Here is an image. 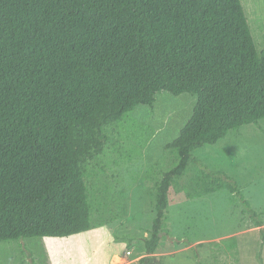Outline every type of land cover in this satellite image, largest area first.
Masks as SVG:
<instances>
[{
    "label": "trees",
    "instance_id": "trees-1",
    "mask_svg": "<svg viewBox=\"0 0 264 264\" xmlns=\"http://www.w3.org/2000/svg\"><path fill=\"white\" fill-rule=\"evenodd\" d=\"M163 92L197 102L158 186L149 255L175 178L202 164L194 152L264 120V49L242 0H0V242L90 231L85 165L108 147L104 128Z\"/></svg>",
    "mask_w": 264,
    "mask_h": 264
},
{
    "label": "rangeland",
    "instance_id": "rangeland-1",
    "mask_svg": "<svg viewBox=\"0 0 264 264\" xmlns=\"http://www.w3.org/2000/svg\"><path fill=\"white\" fill-rule=\"evenodd\" d=\"M242 4L261 52L264 0ZM196 102L194 95L163 92L154 109L141 106L132 121L105 127L108 147L85 165L92 229L68 238L0 242V264H141L149 256L165 264H264V224L256 226L264 220V120L194 152L202 164L190 162L187 175L175 178L171 189L173 253L166 259L147 254L159 177L178 162L179 133ZM138 180L142 186L135 185ZM141 188L148 189L146 198L136 195L139 206L131 207L130 195ZM199 239L204 241L184 250Z\"/></svg>",
    "mask_w": 264,
    "mask_h": 264
},
{
    "label": "crops",
    "instance_id": "crops-1",
    "mask_svg": "<svg viewBox=\"0 0 264 264\" xmlns=\"http://www.w3.org/2000/svg\"><path fill=\"white\" fill-rule=\"evenodd\" d=\"M163 174V173H162ZM157 180V179H156ZM161 180H162V177H161V175H160V177H159V183L158 184H160V182H161ZM138 184H140L141 186H142V181L141 180H138L137 181V183L135 184V185H138ZM134 185V186H135ZM157 188V187H156ZM159 188V187H158ZM144 188H141V192L140 193H136V194H132V195H130V197H129V200H130V203H131V207L132 206H139L138 204H136V203H134V201H135V196L137 195L138 196V198H140V200L141 199H144V198H146L145 197V195L146 194H148V189L147 188H145L144 190H143ZM143 190V191H142ZM158 195V194H157ZM169 209H172V205H170V207L168 208V210ZM129 217H132V214H130L129 215ZM172 224H171V222L167 219V211H166V214H165V216H164V221H163V228H162V232H163V234H164V241H163V243H162V246H161V248L159 249V251H158V253L156 254V255H162V257H164L165 259L166 258H168V256H170L172 253H173V251H171L172 250V240L173 239H176V236H174V231H173V229H172V226H171ZM149 236V234H146V236L145 237H148ZM204 240L202 239V240H197L195 243H191L190 245H189V247L188 248H185L184 250H187V249H189L192 245H194V244H197V243H200V242H203ZM115 255H118V254H114L113 255V257L115 256ZM139 261H137V263H138Z\"/></svg>",
    "mask_w": 264,
    "mask_h": 264
}]
</instances>
